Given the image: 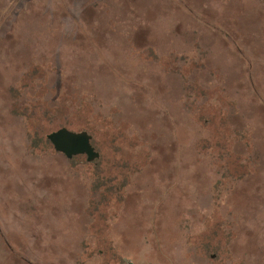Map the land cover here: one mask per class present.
<instances>
[{"label":"rangeland","instance_id":"rangeland-1","mask_svg":"<svg viewBox=\"0 0 264 264\" xmlns=\"http://www.w3.org/2000/svg\"><path fill=\"white\" fill-rule=\"evenodd\" d=\"M0 264H264V0H0Z\"/></svg>","mask_w":264,"mask_h":264},{"label":"water","instance_id":"water-1","mask_svg":"<svg viewBox=\"0 0 264 264\" xmlns=\"http://www.w3.org/2000/svg\"><path fill=\"white\" fill-rule=\"evenodd\" d=\"M48 140L57 152L65 154L68 158L87 155L88 161H92L98 157L91 145V138L86 133H74L67 129H61L50 134Z\"/></svg>","mask_w":264,"mask_h":264},{"label":"trees","instance_id":"trees-1","mask_svg":"<svg viewBox=\"0 0 264 264\" xmlns=\"http://www.w3.org/2000/svg\"><path fill=\"white\" fill-rule=\"evenodd\" d=\"M61 129H67V130H69V131H71V132H74V133H86L88 136H90V138H91V140H90V142H91V145H92V147L94 148V150H95V152L98 154V157L97 158H95V159H93L92 161H88V156L87 155H77V156H73L72 158H69L68 160H75L76 158H79V157H81V156H86V159H87V163H89V164H95L96 162H98L99 161V159L101 158L100 156V152L96 149V147H95V144H94V140H93V136L88 132V131H82V132H76V131H73V130H70V128H67V127H63V128H61ZM61 129H59V130H61ZM59 130H57V131H59ZM56 132V131H55ZM53 133V132H52ZM51 133V134H52ZM47 138H48V136H47ZM52 147H53V145H51ZM53 149H54V147H53ZM54 151L56 152V153H59V152H57L55 149H54ZM62 154V153H61Z\"/></svg>","mask_w":264,"mask_h":264}]
</instances>
